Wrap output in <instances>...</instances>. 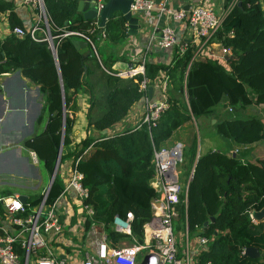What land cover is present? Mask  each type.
Instances as JSON below:
<instances>
[{
	"label": "trees",
	"instance_id": "16d2710c",
	"mask_svg": "<svg viewBox=\"0 0 264 264\" xmlns=\"http://www.w3.org/2000/svg\"><path fill=\"white\" fill-rule=\"evenodd\" d=\"M43 2L54 36L66 30L86 31L93 22L86 21L78 11L79 0ZM239 4L225 18L216 36V41L232 49L230 70L214 61L191 62L194 46L190 44L183 56L175 48L170 64H148L145 77L140 75L129 81L103 69L112 71L114 63L124 58L106 56L101 63L92 53L83 58L73 44L75 38L64 39L56 48L59 69L46 41L35 42L30 35L18 38L10 34L0 43V76L21 72L40 88L43 108L34 137L24 147L36 154L50 176L63 139L64 92L67 113L62 163L70 158L80 159L73 165L83 175L82 183L89 191L85 204L94 210L87 227L102 226L113 247L128 239L113 227L115 218L126 220L128 214L134 218L132 235L143 241V227L152 217L151 203L157 196L151 186L154 152L192 118L215 116L216 133L232 140L239 150L235 157L212 152L195 163V139L190 150L183 153L182 166L190 178L182 187L175 230L209 240L207 250L198 257L199 264H264V222L255 223L251 218L252 213L264 209V160L253 163L242 159L248 149L264 142V122L246 113L249 106H264V0H239ZM0 14H8L11 31L17 27L25 29L13 1L0 0ZM104 32L105 42L115 47L129 38L128 24L121 14L108 21ZM91 60L109 87L103 88L105 94L100 99L86 80ZM160 71L168 73L173 96L155 124H143L98 140L87 136L72 151L75 118L69 111L85 87L90 94L88 128L105 131L121 122L142 99L139 86L144 79L154 80ZM184 93L188 106L182 99ZM220 105L228 109L218 113L216 108ZM63 191L57 175L47 203H54ZM1 194L6 198L13 195L10 191ZM42 199L43 196L34 197L33 206ZM251 247L262 256L246 257L244 251Z\"/></svg>",
	"mask_w": 264,
	"mask_h": 264
},
{
	"label": "built area",
	"instance_id": "2783aa9c",
	"mask_svg": "<svg viewBox=\"0 0 264 264\" xmlns=\"http://www.w3.org/2000/svg\"><path fill=\"white\" fill-rule=\"evenodd\" d=\"M173 1L160 0L156 3V0H134L131 5L133 16L145 14L149 17L158 8L169 20L185 27V40L179 42L173 25L166 24L159 35H150L148 50L177 48L178 55L183 56L191 44L194 46L191 62L214 61L230 70L228 60L233 55L232 49L216 41V36L225 18L239 4V0H233L221 15L206 2L178 0L184 5L179 9H172L170 5ZM21 2L37 12L38 21L30 29L17 27L10 34L18 38L30 35L35 42H48L54 50L64 39L75 38L87 42L91 53L101 63L95 41H106L107 38L104 30L101 31L99 17L86 31L66 30L54 36L43 1ZM107 2L108 0H95L98 14ZM185 6H188L187 10ZM42 16L45 18L44 23ZM96 34L98 35L93 38ZM103 69L111 76L134 81L140 75L145 77L146 58H140L138 63L120 72ZM170 84L166 71H160L154 80L145 78L140 84L139 92L145 100V105L141 122L136 128L143 124H155L168 109ZM148 87L154 89L152 99L148 97ZM31 153L33 164L39 165L36 154ZM183 153L182 144L171 148L162 147L154 152L152 162L155 174L151 186L157 196L151 203L152 217L143 227L142 242L132 235V214H128L126 220L115 218L113 222L115 231L128 238L117 247L111 245L107 234L99 225L91 224L87 227V221L94 215V210L85 204L89 191L82 183L83 175L75 167L63 193L52 204L47 203V191L42 195V201L35 206L29 198L23 203L20 195L0 198V264H199L198 257L207 250L209 240L199 236L192 242L186 232L187 244L181 245L175 232L174 222L178 216L183 187L179 170ZM79 161L80 159L75 161V165ZM64 199L71 203L70 208L64 206ZM252 214L251 218L256 223ZM126 241L131 244H125Z\"/></svg>",
	"mask_w": 264,
	"mask_h": 264
},
{
	"label": "crops",
	"instance_id": "0c3cea01",
	"mask_svg": "<svg viewBox=\"0 0 264 264\" xmlns=\"http://www.w3.org/2000/svg\"><path fill=\"white\" fill-rule=\"evenodd\" d=\"M6 1H13L15 3L18 17L23 22L26 30L32 28L37 23V12L34 9L23 5L21 0ZM157 1L160 0H156V3ZM194 1L209 3L216 13L221 15L225 13L233 0ZM182 5H184L183 2L174 0L170 7L172 9H179ZM135 17L139 20L140 27L138 30V35L129 37L123 45L115 48L113 47V52L108 51L106 53V55L109 57L116 56V58H124V60H119L114 63L112 66V71L114 72H120L127 69L130 65L138 63L142 57L146 58V65L170 64L174 59V50H148L150 35L152 33L159 35L161 29L166 24L173 25L177 32V38L179 42L185 40L186 30L184 25L181 23L172 22L168 19L167 15L162 13L158 8H156L149 17L145 16V14H139ZM10 33L11 29L8 14H0V43L10 36ZM101 42L103 43L105 41ZM88 67L90 69V75H88L90 79L87 80V82L91 83L95 87L99 83L96 81V79H94V75H96L98 72V67L92 60L88 62ZM102 88L107 90V88H109L108 84L104 82L101 89ZM0 94L2 95L0 97V154H2L6 151L24 146L21 140L24 136H27L30 133L33 123V134L36 132V124L42 111L41 108L40 114L38 116L39 104L41 103L43 107V101L39 86L31 84L29 80L22 76L21 72H13L0 76ZM89 101L90 95L87 92H84V90L81 91L76 96V109L74 114L70 113V115L74 116L75 118V125L71 136L73 141L72 151L76 145H78L87 136L98 140L103 137H111L120 134L127 129L136 128L141 122L145 105V100L141 99L133 105L128 115L121 122L116 124L111 129L97 131L93 127L88 128L87 114L90 109ZM226 109H228V107L225 105H220L216 108V111L218 113H222ZM94 111L97 112L96 114H99V111L95 109ZM246 113L255 115L256 117L261 118L264 122V106H249L246 109ZM196 120L198 119L192 118V120L186 122L174 133L172 138L164 145V148H171L177 144H182L184 152L187 153L190 150L194 140L197 139V155L195 163L202 156L216 151L225 153L229 156L237 154L239 149L235 143L232 140L225 139L216 133L215 125L217 120L215 119V116L199 118L200 124L198 125L195 123ZM201 129L202 134L200 138H197V131L200 132ZM25 152L26 148L23 147L22 155L27 157L25 156ZM242 159L251 161L253 163H256L259 160H264V142L248 149L246 156ZM74 162V158H70L64 163L61 162L60 164L58 176L64 188L70 179L71 171L74 168ZM3 163H10L11 165L13 164L19 166V159L17 157L11 156L0 158V188L5 187L4 189L0 190V192L2 193L4 191H10L13 193V195H25L32 200L33 198H30L27 194L20 191V189H37L39 187L38 185H35L34 187L32 185V182L35 180V178L28 175H23L18 172L23 171V166L21 169L12 172L2 170L1 166ZM30 163L33 164L32 159H30ZM38 166L39 165H36L35 167ZM63 204L64 206H69V208L71 206V203H69L66 199L63 200ZM258 222L260 221H256V223ZM262 222H264V219ZM100 227L102 230H104L102 226ZM181 233L182 232H176L179 242ZM183 233L185 237L186 232ZM188 236L193 242L200 235L195 234L190 236L188 234Z\"/></svg>",
	"mask_w": 264,
	"mask_h": 264
},
{
	"label": "water",
	"instance_id": "95a60500",
	"mask_svg": "<svg viewBox=\"0 0 264 264\" xmlns=\"http://www.w3.org/2000/svg\"><path fill=\"white\" fill-rule=\"evenodd\" d=\"M43 1V0H42ZM188 0H184V2H187ZM134 0H108L105 8L98 14V11L95 7V0H80V4L78 6V11L83 13V17L86 21H94L99 17V22H100V28L101 31L104 30V28L106 27L107 23L109 20L113 19L117 14H121L124 19L126 20L127 24H128V35L129 37H134L138 35V30H139V20L133 16L132 12L130 11L131 5L133 4ZM160 1H157V3H159ZM44 3V2H43ZM241 5V4H239ZM188 9V6L185 7V10ZM74 46L76 47V49L80 52V54L83 56V58H88L91 56V50L90 47L88 45L87 42L84 41H80V40H74L73 41ZM55 60L57 62V66L59 69V64H58V58H57V53H56V49H52ZM39 91V89H38ZM63 92V89H62ZM2 95L0 94V97ZM154 96V89L153 87H148V97L149 99H152ZM42 104H39V111H38V116L40 114V110H41ZM66 106H65V100H64V92H63V132H62V137L64 139V135H65V126H66ZM34 124V123H33ZM32 124V128L30 130V133L27 136H24L22 138V142L23 144L27 141V140H32L34 137L33 134V125ZM62 139V143L60 146V150H59V154H58V159H57V163L54 169V172L52 174V176L50 177V181H49V185H48V189H47V194H49L51 192V189L54 185V182L56 180V177L58 175V170L60 167V163H61V159H62V152L64 149V141ZM22 147L16 148V149H12L9 151H6L2 154H0V158L6 157V156H11V157H17L19 159V166L16 165H11L10 163H3V165L1 166L2 170H6V171H16L21 169V167L23 166V171H18L23 175H28L31 176L35 179H40V175H39V171L38 168L35 167L36 165H33L30 163V159L29 157H24L22 155ZM233 157H235V155H233ZM21 200L23 203H26L28 200V197L25 195L21 196ZM253 218L256 221H262L264 219V209H262L259 212H254L252 214ZM244 255L250 259H258L260 258L262 255L260 253V251L257 248H246L244 251Z\"/></svg>",
	"mask_w": 264,
	"mask_h": 264
},
{
	"label": "rangeland",
	"instance_id": "374dc122",
	"mask_svg": "<svg viewBox=\"0 0 264 264\" xmlns=\"http://www.w3.org/2000/svg\"><path fill=\"white\" fill-rule=\"evenodd\" d=\"M40 14V13H39ZM41 19H42V22L44 23V21H45V18H44V16H42L41 17ZM95 43H96V46H97V49H98V52H99V57H100V60L102 61V59L103 58H105L107 55H106V53L108 52V51H111V52H113L114 51V48H115V45H113V44H111V43H108V42H101V41H95ZM102 43V44H101ZM114 47V48H113ZM98 72L96 73V75H94L95 76V78L94 79H96V81H98L99 83L94 87V95H96V97H98L99 99L100 98H102L103 97V95L105 94V91H104V89L102 88L101 89V87H102V85H103V83H104V77L102 76V72H101V70L98 68V70H97ZM90 75V74H89ZM93 78V77H92ZM90 79V77H86V80H89ZM84 92H87L88 94H89V89H88V87H85L84 88ZM90 95V94H89ZM175 95H177L176 93H174V96ZM173 96V94H172V92H171V90H170V92H169V98H171ZM182 99H183V101L186 103V105H187V96H186V94L184 93V94H182ZM188 106V105H187ZM75 109H76V103H73L72 105H71V109H70V111H69V113H71V114H74V111H75ZM250 114V113H249ZM251 115V114H250ZM251 116H255V115H251ZM195 123L198 125V124H200V120L198 119V120H196L195 121ZM199 127H200V125H199ZM197 131V130H196ZM201 134H202V129L200 130V132L199 131H197V138H200V136H201ZM25 156H27V157H29V159H32V153H31V151H29V150H27L26 149V152H25ZM62 155H63V152H62ZM33 161V160H32ZM61 162H62V159H61ZM61 164V163H60ZM38 168V171H39V175H40V179H35V180H33V182H32V185H33V187L35 186V185H38L39 187L37 188V189H33V190H22V189H20V191H22V192H24L25 194H27L30 198H34V197H39V196H42L44 193H46V191H47V189H48V185H49V180H50V175L49 174H47L46 173V170L44 169V167H43V165H40L39 164V166L37 167ZM179 170H180V172H181V174H180V182H181V185L183 186V185H186V183L188 184V182H189V178L190 177H188L187 175H186V173H185V169H184V167L182 166V164H180L179 165ZM58 173H59V170H58ZM28 184V183H27ZM5 187H2V188H0V190H2V189H4ZM41 191V192H40ZM34 195H37V196H34ZM0 198H2V194H1V192H0ZM77 209V208H76ZM178 217V216H177ZM175 221H177V218H176V220ZM175 229H176V226H175ZM176 232H178L177 230H176ZM179 232H182L180 235V244L181 245H186L187 244V241H186V238L184 237V233H183V231H179ZM125 244H131V243H129V241H126V243Z\"/></svg>",
	"mask_w": 264,
	"mask_h": 264
}]
</instances>
